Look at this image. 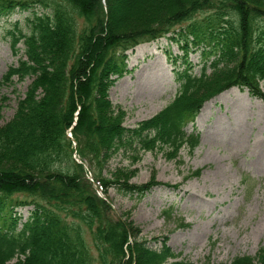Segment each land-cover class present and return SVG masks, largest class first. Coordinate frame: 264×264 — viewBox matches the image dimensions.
Segmentation results:
<instances>
[{
	"label": "trees",
	"instance_id": "1",
	"mask_svg": "<svg viewBox=\"0 0 264 264\" xmlns=\"http://www.w3.org/2000/svg\"><path fill=\"white\" fill-rule=\"evenodd\" d=\"M33 4L50 11L29 19L27 33L9 32L13 52L22 41L23 58L8 67L4 83L30 82L0 125V264H192L168 262L177 255L165 239L158 249L138 242L96 189L107 196L117 183L140 199L159 185L132 184L131 170L107 172V162L160 146L193 150L198 137L185 128L219 93L237 87L264 103V0H0V15ZM170 33L183 42L176 95L127 129L109 89L128 72L129 50ZM192 48L205 60L198 74L187 60ZM22 206L31 207L23 222L15 211ZM253 261L264 264V246L227 264Z\"/></svg>",
	"mask_w": 264,
	"mask_h": 264
},
{
	"label": "rangeland",
	"instance_id": "2",
	"mask_svg": "<svg viewBox=\"0 0 264 264\" xmlns=\"http://www.w3.org/2000/svg\"><path fill=\"white\" fill-rule=\"evenodd\" d=\"M49 11V7L33 4L0 15V125L12 117L30 82L13 77L4 83L8 67L23 58L22 41L13 52L9 32L27 33L29 19ZM202 16L199 13L196 18ZM170 36L175 35L129 50L128 72L109 89L111 103L125 111L127 129L160 112L176 95L179 85L174 74L184 67L183 42ZM187 60L195 74L205 61L195 48L188 51ZM260 85L264 93V79ZM185 131L198 137L193 150L183 145L173 153L160 146L139 150L137 159L130 152L109 158L107 172L125 168L132 171L127 178L132 184L159 183L142 198L119 192L117 183L107 188V196L99 189L97 193L114 213L126 217L138 242L158 249L165 239L177 255L168 262L227 264L237 256L254 258L264 246V103L246 89L229 88L204 102ZM196 170H200L198 175L193 173ZM87 177L91 181L89 173ZM169 207L173 208L170 218L163 213ZM30 209H15L21 222Z\"/></svg>",
	"mask_w": 264,
	"mask_h": 264
},
{
	"label": "water",
	"instance_id": "3",
	"mask_svg": "<svg viewBox=\"0 0 264 264\" xmlns=\"http://www.w3.org/2000/svg\"><path fill=\"white\" fill-rule=\"evenodd\" d=\"M103 197V196H102ZM104 198V197H103Z\"/></svg>",
	"mask_w": 264,
	"mask_h": 264
}]
</instances>
